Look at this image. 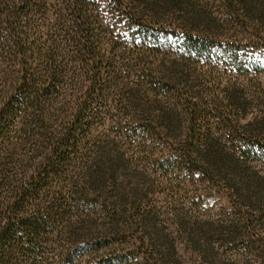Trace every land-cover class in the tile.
<instances>
[{
    "label": "trees",
    "instance_id": "1",
    "mask_svg": "<svg viewBox=\"0 0 264 264\" xmlns=\"http://www.w3.org/2000/svg\"><path fill=\"white\" fill-rule=\"evenodd\" d=\"M214 3L245 33L264 24V0ZM170 16L181 19L172 30L184 55L222 42V24L193 0H0V264H232L214 248L218 240L241 243L264 264V181L247 169L264 151V111L242 124L239 97L207 108L180 91L186 65L171 61L181 69L168 74L145 63L168 57L173 37L150 27ZM230 46L214 50L237 52ZM134 55L135 64L125 61ZM107 122L124 134L107 133ZM220 128L230 151L214 135ZM162 132L170 133L162 167L199 174L210 187L220 177L237 210L174 214V237L158 215L143 213L138 196L128 200L117 174L126 166L120 151L131 150L126 138L155 141Z\"/></svg>",
    "mask_w": 264,
    "mask_h": 264
},
{
    "label": "rangeland",
    "instance_id": "2",
    "mask_svg": "<svg viewBox=\"0 0 264 264\" xmlns=\"http://www.w3.org/2000/svg\"><path fill=\"white\" fill-rule=\"evenodd\" d=\"M193 2L196 3L198 9L201 10L203 7L207 9L208 14L214 18L216 17L220 24H222L216 32L222 42L219 44L213 42L210 44L211 49L206 48L207 50L203 53H197L196 51L188 52L186 50L189 54L186 53L184 55L182 51L185 50V47L178 40V32L174 33L172 30L178 27L181 19L172 16L160 18L158 22L152 23L156 27H150V32L153 30L155 33H159L160 30L173 37L170 42L171 47L170 51H168V57L162 60L161 55L155 58L149 54L150 57L146 56L143 60L145 63H151L152 68L157 73L163 70L169 74L176 70V66L171 68L168 66L174 60L177 62V65H186L188 67V74L184 77L188 79L187 88H180V91L183 89L182 91L187 97H196L197 95L202 97L207 108H213L215 106L214 101H221L226 105L229 102L230 96L239 97L243 103H246V107H243L246 110L245 113L240 112L239 114L241 123L245 124L253 121L256 115H262L264 111V24L260 25L259 32L248 29L245 33L243 29L236 25L227 23L223 18V9L216 6L214 0H193ZM217 3H219V0H217ZM229 44L234 45V47L239 45L237 52L234 54H217L214 50L217 45L229 48L231 47ZM132 46H134L133 50L135 48L137 50L141 49V46L135 47L134 44ZM188 48L190 50L189 46ZM235 54H237L238 60H236ZM134 58H137V55L125 61L135 64L138 59ZM240 61L242 64H240ZM126 62L124 65L128 66ZM128 68L131 69V66H128ZM132 68L137 69L136 66ZM180 69L178 66L177 71H180ZM129 71L133 72V70ZM131 76L133 79L138 80L135 74H131ZM144 86L141 87L140 85V89L143 88V92L145 90ZM176 87L179 88L178 86ZM122 104L125 110L130 109L128 100ZM221 110L227 111L230 109L224 106ZM127 112L128 110L125 111V114ZM235 113H238V110ZM127 115L132 117V114ZM127 123L131 126L137 125V122L132 121V119L125 120L124 124ZM184 126H186V123L181 125L178 133L172 134L174 136L180 133L184 135L183 132L186 130ZM102 127L106 129L107 133H111V135L124 134L119 131L121 129L120 125L107 122ZM122 129L125 134L128 131L130 132L129 128ZM167 134L170 136V133L162 132V134L156 136L159 139L151 141L152 139L148 138L145 142L140 141L141 135H138V141L127 137L128 141L126 144L131 141V150L123 147L120 151L126 159V163H123L126 166H121L117 174L120 175L119 180L125 185L128 200H130L129 198L133 200L135 196H138L143 213L145 215H158V225L160 227H167V231L176 237L178 234L175 230L174 214L195 213L193 215L197 219H201L202 217L209 218V216L216 218L218 217L217 211H233L237 209L232 208L227 201V195L232 191L228 189L225 181L220 179V177L219 181L210 187L201 180L199 174L194 173L191 175L178 170L167 171L165 167H162L161 163L168 153L166 142L169 136ZM228 134H230L229 131H223L221 128L214 129V135L219 136L221 145H224L226 150L230 151L227 148ZM247 169L248 174L253 175V179L264 181V151L257 152L256 156L250 159ZM134 189H138L137 192H133ZM245 202H242V210H248ZM259 209L264 216V204L259 206ZM199 212H208V217L207 215H199ZM259 222L263 223L264 217ZM259 230L263 231L264 227L259 228ZM213 246L223 260L229 261L232 264H247L246 262L249 264L260 263L257 256L247 252L241 243L234 242L223 245L218 240L213 243ZM179 250L181 251V255L188 256L189 252L185 248V242H183L182 246L179 244ZM133 264H138V261H134Z\"/></svg>",
    "mask_w": 264,
    "mask_h": 264
}]
</instances>
